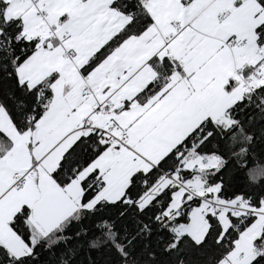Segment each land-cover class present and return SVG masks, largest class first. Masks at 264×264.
Listing matches in <instances>:
<instances>
[{
    "label": "snow or ice",
    "instance_id": "6c2138e0",
    "mask_svg": "<svg viewBox=\"0 0 264 264\" xmlns=\"http://www.w3.org/2000/svg\"><path fill=\"white\" fill-rule=\"evenodd\" d=\"M0 264H264V0H0Z\"/></svg>",
    "mask_w": 264,
    "mask_h": 264
}]
</instances>
